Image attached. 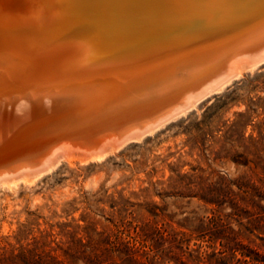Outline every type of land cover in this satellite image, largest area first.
<instances>
[{"label":"bare ground","instance_id":"obj_1","mask_svg":"<svg viewBox=\"0 0 264 264\" xmlns=\"http://www.w3.org/2000/svg\"><path fill=\"white\" fill-rule=\"evenodd\" d=\"M44 3L0 0V186L102 160L264 61V0H56L54 25ZM69 32L91 38L44 46Z\"/></svg>","mask_w":264,"mask_h":264},{"label":"rangeland","instance_id":"obj_2","mask_svg":"<svg viewBox=\"0 0 264 264\" xmlns=\"http://www.w3.org/2000/svg\"><path fill=\"white\" fill-rule=\"evenodd\" d=\"M255 67L102 160L1 185L0 264H264Z\"/></svg>","mask_w":264,"mask_h":264},{"label":"water","instance_id":"obj_3","mask_svg":"<svg viewBox=\"0 0 264 264\" xmlns=\"http://www.w3.org/2000/svg\"><path fill=\"white\" fill-rule=\"evenodd\" d=\"M44 6L42 7V10L40 11V17L42 18L45 14L47 17V21L49 22L50 25H54L55 23L57 24L59 20L56 19V14L58 12V5L56 4V0H44ZM19 10L17 9V11H12V12H18ZM221 16L212 18V19H218ZM38 36V33H37ZM91 38V36L89 34H84L82 36H77L75 34H73V32H69L66 34H61V35H57L54 39H50L48 40L44 46L45 47H57V46H61L63 44H72L78 40H82V41H86V39ZM96 48H94L93 50H95ZM90 51V49L85 50L84 52H82V54L84 56H87V59L89 62L91 61V57L89 58L88 56V52Z\"/></svg>","mask_w":264,"mask_h":264}]
</instances>
